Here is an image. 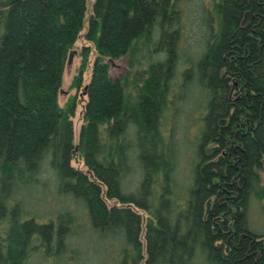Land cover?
Segmentation results:
<instances>
[{"label": "trees", "instance_id": "1", "mask_svg": "<svg viewBox=\"0 0 264 264\" xmlns=\"http://www.w3.org/2000/svg\"><path fill=\"white\" fill-rule=\"evenodd\" d=\"M87 6L0 0V264H264V0Z\"/></svg>", "mask_w": 264, "mask_h": 264}, {"label": "rangeland", "instance_id": "2", "mask_svg": "<svg viewBox=\"0 0 264 264\" xmlns=\"http://www.w3.org/2000/svg\"><path fill=\"white\" fill-rule=\"evenodd\" d=\"M95 0H87V19L85 28L83 30V35L87 31L88 27V18L92 11V6ZM92 44L88 42L84 36H81L80 39L76 42L73 47V50L70 52L62 78V87L59 92L58 102L61 107L68 106L69 102L76 98V112L73 118L74 129H75V140L78 141L81 126L83 124L82 120V112L85 105V101L87 97L84 94V87L90 81L92 65L95 57L97 56V52L92 47L93 51L89 58V66L87 70L84 72L81 86L76 87L75 81H78L81 74V66L83 63L82 52L84 47L91 46ZM110 74L113 78H119L121 75L129 71V57L128 55L121 57L119 59H110ZM164 127L167 130L169 128V118L165 120ZM74 164L76 166L81 165L82 161H75ZM262 178L264 181V172L262 174ZM249 224L251 230L264 234V200L257 201L252 200L250 211H249Z\"/></svg>", "mask_w": 264, "mask_h": 264}]
</instances>
